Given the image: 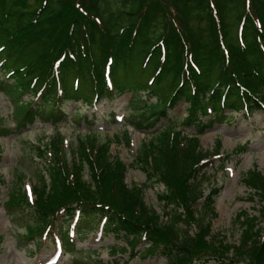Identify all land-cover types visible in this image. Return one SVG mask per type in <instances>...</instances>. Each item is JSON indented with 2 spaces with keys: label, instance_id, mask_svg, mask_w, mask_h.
<instances>
[{
  "label": "trees",
  "instance_id": "trees-1",
  "mask_svg": "<svg viewBox=\"0 0 264 264\" xmlns=\"http://www.w3.org/2000/svg\"><path fill=\"white\" fill-rule=\"evenodd\" d=\"M0 82L16 99L17 129L65 117L57 106L66 101L91 107L129 90L134 124L149 130L130 164L144 171L142 184L127 183L128 164L111 150L121 139L131 146L126 128L112 137L78 130L68 142L54 127L32 141L35 178L25 187L16 173L2 206L26 218L24 235L37 248L48 239L73 247L90 224L126 240L111 248L129 254L125 263L161 256L167 264H264V206L240 210L238 243H227L211 231L220 187H203L214 161L237 162L232 153L246 143L220 154V139L211 150L199 141L234 113L264 109V0H0ZM180 101V123L165 120ZM70 117L86 120L78 108ZM9 132L0 124V136ZM240 180L247 199L261 204L257 165ZM153 183L163 186L164 218L145 201Z\"/></svg>",
  "mask_w": 264,
  "mask_h": 264
},
{
  "label": "rangeland",
  "instance_id": "rangeland-1",
  "mask_svg": "<svg viewBox=\"0 0 264 264\" xmlns=\"http://www.w3.org/2000/svg\"><path fill=\"white\" fill-rule=\"evenodd\" d=\"M32 1V0H30ZM4 81H10L4 77ZM142 98L144 92L140 93ZM28 95L22 99L27 100ZM131 91L126 90L116 94L113 98H104L96 105L87 107L81 103L66 101L60 107L65 117L51 121L47 117H36L33 123L17 129L12 116V104L15 97L9 92L8 87L0 82V124L10 128V132L0 136L2 155L0 159V264H167L161 256L146 259H133L125 263L128 253L113 252L112 246L119 248L124 246V238H116L112 234H103L98 228H84V235L74 238V246L61 251L59 244L49 239L36 247L34 240L25 237L24 224L26 218L20 215V211H10L9 214L2 206L6 199L7 188L15 179L16 173H22L25 187L29 186L31 179L34 180L37 172L38 161L29 154V146L38 137L50 134L54 127L67 136L68 142L74 140L78 130L87 131L95 128L100 131L102 137H112L117 133L121 135L126 128L132 136L131 146H127L123 139L119 143H112L111 150L128 164L126 181L128 184H142L146 180L144 171L135 165V153L141 144L147 139L149 130L137 128L135 118L130 114L133 110L131 105ZM152 97L150 102H154ZM185 103L178 102L165 120H172L176 124L186 115ZM78 108L84 112L85 118L80 121L71 119L70 114ZM229 114L230 111H226ZM113 114V117H110ZM227 119V118H225ZM216 122L206 129L200 136V146L203 150H211L218 139L221 141L220 154L231 153L239 145L246 143L245 150L232 153L238 160L224 162V167H219V161L215 160L213 166L206 171L207 181L203 187L207 192L211 187H220V192L215 201L216 216L211 219V231L218 240L237 244L240 236L239 224L235 222L236 214L245 209L249 213L258 214L260 204L248 200L250 190L241 183V174L256 164L264 173V109L255 110L251 115L244 116L242 113H234L229 120ZM73 120V121H71ZM161 121L159 124L164 123ZM87 177V176H86ZM163 190L162 185L153 183L145 189L146 203L155 209L162 218L163 202L157 194ZM18 215V216H16ZM191 232V230H190Z\"/></svg>",
  "mask_w": 264,
  "mask_h": 264
}]
</instances>
